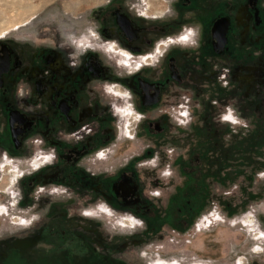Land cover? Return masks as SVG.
Wrapping results in <instances>:
<instances>
[{
  "label": "flooded vegetation",
  "instance_id": "obj_1",
  "mask_svg": "<svg viewBox=\"0 0 264 264\" xmlns=\"http://www.w3.org/2000/svg\"><path fill=\"white\" fill-rule=\"evenodd\" d=\"M107 10L110 25L102 30L106 37L103 51L119 54L118 61L124 66L116 62L117 66L131 75L129 85L122 80L108 84L105 90L117 97L114 110L120 120L112 117L110 102L95 92V77L106 78L110 70L95 59L93 51L80 55L71 44L61 43L55 48L39 47L27 60L1 43L0 153L2 159L6 155L15 158L18 165L23 162L29 166L39 150L53 155L50 163L38 169L25 167L22 179L27 203L32 202L29 190L36 187L44 194L58 189H64V193L96 191L106 201L101 204L129 210L148 223L156 205L145 190L155 182L153 178L146 180L139 167L151 164L153 157L157 161L160 156L155 147L146 146L105 173L92 171L96 156H107L106 160L115 157L117 145H110L120 126L126 138L148 137L158 142L166 132L176 136L191 130L195 143L186 153H178L174 163L186 173L187 180L191 177L188 171L207 167L210 161L202 142L220 138V123L226 120L222 113L218 119L213 113L210 122L206 117L202 121L194 118L191 97L185 92L197 83L220 93L231 86L241 92L248 81L241 83L239 73L247 80L258 73L264 81V0H119V6ZM93 36L96 34L91 32ZM83 41L81 45L74 43L85 49L93 47L89 39ZM219 73H225V87ZM125 91L129 104L119 102ZM231 105L237 106L236 101ZM218 107L215 100L212 108L216 111ZM228 109L239 117L240 124L243 117L231 106ZM186 110L189 117L182 118ZM128 114L134 118L140 115L135 125L133 120L128 123ZM171 124L179 128L173 131ZM167 169L172 175L170 164ZM194 182L188 180L176 188L183 194L203 189L200 182ZM191 201L183 199L185 205ZM191 206L186 209L183 226L195 212ZM57 219L43 227L42 238L56 250L73 247V254L75 247L81 249L80 238L85 236L65 229ZM255 224L253 220L251 227ZM85 249V253L91 251L88 246ZM90 253L91 259H99L98 252ZM78 255L83 256L81 252ZM75 257L71 256L72 263Z\"/></svg>",
  "mask_w": 264,
  "mask_h": 264
},
{
  "label": "rangeland",
  "instance_id": "obj_2",
  "mask_svg": "<svg viewBox=\"0 0 264 264\" xmlns=\"http://www.w3.org/2000/svg\"><path fill=\"white\" fill-rule=\"evenodd\" d=\"M117 6L119 0H0V44H7L16 55H25L27 60L35 49L42 46L55 48L61 43L71 44L80 55L93 51L95 59L110 70L106 78L95 77V92L100 99L110 102L112 117L119 121L120 116L114 110L116 98L105 91L106 86L122 80L129 85L131 75L123 73V68L116 64V55L104 52L106 45L102 44L106 38L102 30H108L110 25L107 9ZM91 32L96 36L91 37ZM82 39L83 42L89 39L93 47L85 49L74 43ZM224 74L219 73L223 87ZM238 75L242 78L241 83L248 81V87L241 92L236 86H231L220 93L206 88L204 84L201 86V83L185 92L191 97L196 119L202 121L206 117V121L210 122L213 113L218 119V114L232 112L227 110L228 106L243 117L242 122L236 125L221 122L222 136L214 141L202 142L209 165L206 164L207 167L202 170L193 168L187 173H191L188 180L192 182L195 179L194 183L203 185V189H192L189 194H183L176 188L188 180L186 173L175 165L174 159L178 153H186L195 143L193 131L186 130L176 136L166 132L158 142L148 137L127 139L121 134L120 126L110 145L116 144L114 148H118V153L109 160L96 159L92 171H114L132 155L153 145L160 157L157 161L153 157L149 159L151 164L139 167L146 180L153 178L155 182L145 190L156 205L149 222L129 210L114 206L110 207L118 214L136 217L140 221L139 226L121 227L117 217L111 220L102 214L85 215L86 210L106 202L96 191L67 190V193L44 194L36 187L29 190L32 202L27 203L23 179L20 178L13 188L16 195L14 213L29 220L25 225L12 224L0 216V264H150L155 257L176 259L182 264L199 260L211 264H240L241 257H244L245 264H264V251H252L253 246L262 241L253 239L247 226L230 224L231 219L253 213L264 232V176H260L264 167V81L257 76L258 73L248 80L241 73ZM125 93L126 96L119 102L129 104V94ZM215 100L219 103L217 113L212 108ZM234 101L237 106L231 105ZM139 116L137 114L134 118L128 114L126 118L128 123L133 120L135 125ZM170 128L175 131L179 126L173 124ZM168 164L173 173L165 176ZM19 167L24 170L30 166L22 162ZM5 176L0 174V183L7 180ZM186 198L192 200L188 205L183 202ZM7 200L8 193L0 192V201ZM189 205H193L191 207L192 210L195 208V212L191 213L190 222L183 226ZM214 211L222 213L228 221L196 233L195 226L199 220ZM55 218L65 229L81 232L85 237L80 241L90 248V252H98L99 259H91L93 253H85L87 249L83 245H80L81 249L75 247V254H72L73 247L56 250L51 244H46L42 238L43 227L53 224ZM80 252L83 256L78 255ZM73 255L76 257L72 263ZM178 261L159 260L157 263L181 264Z\"/></svg>",
  "mask_w": 264,
  "mask_h": 264
},
{
  "label": "bare ground",
  "instance_id": "obj_3",
  "mask_svg": "<svg viewBox=\"0 0 264 264\" xmlns=\"http://www.w3.org/2000/svg\"><path fill=\"white\" fill-rule=\"evenodd\" d=\"M78 43L81 45V41H79ZM232 119H235V117L234 118L232 117ZM127 135L130 137L132 136L131 132L129 130L127 131ZM41 165H42V161H39V160H34L30 164V166L33 169H38ZM0 174H3L4 176L6 175L5 177L7 179L4 182L0 183V192L8 193V196L12 199L13 204H15L14 198L16 195H15L13 188H14L16 182H18L20 180V178H23L24 170H22L19 167V165L15 163L14 159L7 156L6 160H3L1 158ZM166 175H168V173H166ZM97 212L99 214H103V215H106L108 217H117V223L121 227H135L136 225H138V220L136 217H133L132 215H128V214L117 215L116 210H114L113 208H111L110 206H108L106 204L98 205L97 206ZM7 213H8L7 208L0 209V214H7ZM86 214L90 215L91 213L86 212ZM250 218H252L254 220V222H256L255 228H254V226L251 227V222L253 220ZM244 219H249V220L244 223ZM23 222H25V220H22V223ZM225 222H227V221H226L225 217L222 215V213H220L218 211H214V213L211 215L203 216V218L201 220H199V222L195 226V229L198 232H202L203 230H205L209 227L215 226L217 224L225 223ZM238 223H240L241 225L247 226V227L250 226L249 228L251 229L250 232L253 235V239L262 241V242H258L257 244H255L253 246V249H252L253 252L262 253L264 251V246H263L264 234L259 232V231H261V228L258 224L259 222H258L256 216L253 213H249V215H247V217L230 220V224H238ZM243 259H244V257H241L240 264H245V261H243Z\"/></svg>",
  "mask_w": 264,
  "mask_h": 264
},
{
  "label": "crops",
  "instance_id": "obj_4",
  "mask_svg": "<svg viewBox=\"0 0 264 264\" xmlns=\"http://www.w3.org/2000/svg\"><path fill=\"white\" fill-rule=\"evenodd\" d=\"M107 52V51H106ZM108 53H111V52H108ZM113 54H115V53H113ZM116 55V57H117V63L119 64V65H122V66H124L120 61H118V60H120L121 59V56L119 55V54H115ZM114 96V95H113ZM117 98V97H116ZM117 105V104H116ZM238 124V123H237ZM122 135H123V131H122V133H121ZM124 136V135H123ZM126 138V137H125ZM127 139H130V138H127ZM107 157V156H106ZM104 158V159H100L99 157H97L96 156V159H98L99 161L100 160H106L107 158ZM1 158H2V156H1ZM0 158V159H1ZM166 176V175H165ZM56 192H58V194L59 193H64V189H58V191H56ZM55 191H53V193H56ZM159 194V193H158ZM101 204V203H100ZM14 206H15V204H13V201H12V199L8 196V200L7 201H0V209H2V208H7L8 209V213L7 214H0V216H2V217H5L10 223H12V224H21V225H25V224H27L28 223V218H25V217H23L22 215H18V214H16V213H14ZM86 212H90L91 214L90 215H87L86 214ZM86 212H85V215H87V216H95V215H99V213L97 212V207L96 208H90V209H88V210H86ZM117 212V211H116ZM103 215V214H102ZM117 215H119L118 213H117ZM223 215V214H222ZM105 217H107L108 218V216H106V215H104ZM224 216V215H223ZM225 217V216H224ZM114 218H116V217H109V219H111V220H113ZM19 219H21V220H25V222L24 223H19L18 221H19ZM225 219H226V221H228V219L225 217ZM138 220V219H137ZM232 220V219H231ZM115 221V220H114ZM117 221V220H116ZM115 221V222H116ZM226 223V222H225ZM139 224H140V221L138 220V225H136L135 227H137V226H139ZM223 224V223H222ZM195 232L196 233H199L198 231H196V229H195ZM263 253V252H262ZM10 260V259H9ZM159 260H163V261H168V262H174V261H178V260H176V259H165V258H162V257H155V258H153L152 259V261L150 262V264H155V263H157ZM13 261V260H12ZM178 262H180V261H178ZM197 262H203V263H205V264H211V262H209V261H203V260H199V261H196V262H194V263H192V264H196ZM181 263V262H180ZM182 264V263H181Z\"/></svg>",
  "mask_w": 264,
  "mask_h": 264
},
{
  "label": "built area",
  "instance_id": "obj_5",
  "mask_svg": "<svg viewBox=\"0 0 264 264\" xmlns=\"http://www.w3.org/2000/svg\"><path fill=\"white\" fill-rule=\"evenodd\" d=\"M230 116V119H225L227 122H230L231 124L236 125L237 123L239 124V119L232 113L228 112L224 114V117ZM189 117V112L186 110L185 112L182 113V118H188ZM232 117L235 119H232ZM237 122V123H236ZM7 156L3 155V160H6ZM36 160L42 161V165L50 163L53 160V155L51 153H46L43 150H39L36 152ZM166 173L169 174V170H166ZM260 176H264V171L260 173Z\"/></svg>",
  "mask_w": 264,
  "mask_h": 264
},
{
  "label": "snow or ice",
  "instance_id": "obj_6",
  "mask_svg": "<svg viewBox=\"0 0 264 264\" xmlns=\"http://www.w3.org/2000/svg\"><path fill=\"white\" fill-rule=\"evenodd\" d=\"M225 119H230L231 117L230 116H226V117H224Z\"/></svg>",
  "mask_w": 264,
  "mask_h": 264
}]
</instances>
